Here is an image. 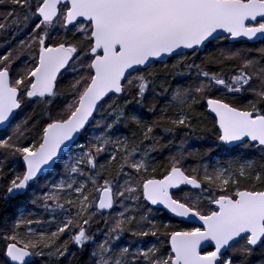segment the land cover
I'll list each match as a JSON object with an SVG mask.
<instances>
[{
	"label": "snow or ice",
	"instance_id": "6c2138e0",
	"mask_svg": "<svg viewBox=\"0 0 264 264\" xmlns=\"http://www.w3.org/2000/svg\"><path fill=\"white\" fill-rule=\"evenodd\" d=\"M0 6V264H264V0Z\"/></svg>",
	"mask_w": 264,
	"mask_h": 264
},
{
	"label": "trees",
	"instance_id": "16d2710c",
	"mask_svg": "<svg viewBox=\"0 0 264 264\" xmlns=\"http://www.w3.org/2000/svg\"><path fill=\"white\" fill-rule=\"evenodd\" d=\"M7 7L6 6H0V11H6ZM23 36V34H22ZM22 38V37H21ZM2 43V41H0ZM4 49L0 48V54H2ZM199 62V61H197ZM210 70H217L215 67L211 68ZM169 83L174 84L175 81H169ZM149 100L151 101L152 98L149 97ZM158 104L162 106L163 101L162 100H157L156 101ZM29 112L35 111L37 114L41 111V108L37 104H32L29 109ZM146 119H152L154 117L151 116V114L146 115ZM211 118L209 117V120ZM211 127V124L208 121H205L204 124L201 126H198L194 132H190L187 134V137L184 141V147L187 149L188 152H191L192 155L188 156L187 160L185 163L188 166H196V164L200 163L201 160L204 161H209L210 156L206 155V150L207 148L211 147L209 143H206L207 139L210 137L211 133L208 132H202L201 127ZM157 135L162 136L161 140V145H166V147L163 148L161 154L157 156V160L161 163L165 161V159L170 155L173 154L177 151V147H174L172 144H169L170 140H174L175 145L180 144V139L185 137V132L183 131H178L176 133L175 137H172L170 134H164L162 130L158 129L157 130ZM187 155V152H186ZM212 158H215V153L211 154ZM31 211H38L35 208H30ZM155 212V209H154ZM155 215L159 220H162L164 222H167V220L170 218L169 213L167 211L160 209L159 212H155ZM173 223H177V220H173ZM186 227H190L191 223L186 222L185 225ZM65 239L67 237H64ZM147 239H153V238H147ZM70 249L72 251H76L75 247L70 245ZM79 260L83 261L87 259V254L85 253L84 255L78 254Z\"/></svg>",
	"mask_w": 264,
	"mask_h": 264
},
{
	"label": "water",
	"instance_id": "95a60500",
	"mask_svg": "<svg viewBox=\"0 0 264 264\" xmlns=\"http://www.w3.org/2000/svg\"><path fill=\"white\" fill-rule=\"evenodd\" d=\"M157 207H159L160 209L164 210V209H163V206H157ZM165 211H166V210H165ZM188 223H191V222H188Z\"/></svg>",
	"mask_w": 264,
	"mask_h": 264
}]
</instances>
